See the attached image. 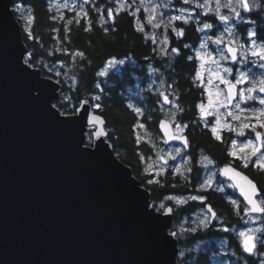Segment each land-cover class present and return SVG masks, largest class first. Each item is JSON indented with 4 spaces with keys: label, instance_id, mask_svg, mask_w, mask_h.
Masks as SVG:
<instances>
[{
    "label": "water",
    "instance_id": "1",
    "mask_svg": "<svg viewBox=\"0 0 264 264\" xmlns=\"http://www.w3.org/2000/svg\"><path fill=\"white\" fill-rule=\"evenodd\" d=\"M14 1L0 0V264H178L173 211L150 207L151 190L118 157L87 98L74 113L56 105L63 84L29 62ZM94 116L107 137L88 144ZM159 130L167 145L187 140L167 118ZM221 171L246 204L247 180L260 189L233 164Z\"/></svg>",
    "mask_w": 264,
    "mask_h": 264
},
{
    "label": "trees",
    "instance_id": "2",
    "mask_svg": "<svg viewBox=\"0 0 264 264\" xmlns=\"http://www.w3.org/2000/svg\"><path fill=\"white\" fill-rule=\"evenodd\" d=\"M49 1L15 0L28 6L33 15L31 30L26 32L23 29L24 41L31 52L29 62L40 67L44 75L55 78L57 76L45 69L44 65L63 63V70L71 77L70 82L59 78L63 88L56 105L64 113H74L83 99L99 97L100 108L97 111L106 121L108 140L113 143L118 157L151 190L153 205L156 206L169 194H191L194 186L192 183L165 179L149 184L145 157L154 153L152 142L159 145L162 143L159 122L165 118L160 109V94L149 84L151 68L163 71L167 83L176 94L179 119L188 125L193 151L208 152L220 163L224 161L233 140L230 132L222 140H218L210 126L199 118L198 105L204 100V89L197 80V60L193 52V48L201 41V33L195 22L182 24V37L171 35V46L179 49V55L175 53L165 56L156 49L144 32L138 30L135 16L129 9L114 12V23L110 20L103 24L92 9L90 18L76 17L68 10L62 15L51 7ZM103 1L105 0H101ZM105 2L111 6L110 2ZM250 16L258 20V36H264V8L251 11ZM112 58L128 61L119 69L111 70L106 77H100L101 69ZM138 125L146 128L151 142L145 138L137 139L138 131H142ZM90 130L93 129H89V134ZM87 143H92L89 136ZM243 170L257 182L264 198V171L251 164ZM205 194V203L195 201L181 207L175 214V223L183 216L194 214L209 202L227 231L211 226L188 231L182 237L177 232L180 245L178 264H217V241L221 239H225L230 249L249 264H259L258 258L244 254L236 233L243 225V215L226 202L223 195L211 191ZM172 230L177 231L175 226ZM200 241L205 242V246L198 249L196 245Z\"/></svg>",
    "mask_w": 264,
    "mask_h": 264
},
{
    "label": "rangeland",
    "instance_id": "3",
    "mask_svg": "<svg viewBox=\"0 0 264 264\" xmlns=\"http://www.w3.org/2000/svg\"><path fill=\"white\" fill-rule=\"evenodd\" d=\"M105 1H107V3L110 2L111 6L105 4ZM105 1L101 2V0H50L49 2L51 7L62 15H65V11L68 10L70 12H73L76 17L86 16L90 18L92 9L99 21L103 24H107L110 21L107 15L109 11L114 16V12L116 11L119 12L123 9H129L132 11V13H135V19L137 21L138 28H143L142 32H144L147 37L152 40V43L154 44L156 49L162 55L165 56H171L175 54L172 51V49L175 47L171 46V35L173 34L175 37L176 35L172 31V29H183L182 24H184L183 21H173L170 24V20L172 17L180 16L183 14L186 18H188L189 21H195L198 24V29H201L204 23H212V29H206L204 31H201V41L196 47L193 48V52L195 55L194 57L197 60V73L201 72L203 76V84L199 79H197L199 84L202 85L204 89V100L199 103V105L203 103L205 105L206 111L211 113L206 118H204L198 105L200 119H202V121L206 125L210 126L211 130L213 127H216V134L218 135H222L223 130L232 132L233 140L237 141V145L236 147H234L231 142V152H238L239 146L243 141H246L248 139L255 141L254 133H252L249 129L243 130L245 132V136L241 137L237 135V132L241 130V122L235 121L232 119V117L227 116V112L232 111L233 113H236L238 110L235 109L233 105L229 106L228 108L217 106L220 101L227 103L223 95H218L220 90L226 89V86L219 80H217L214 75H211L209 71L201 69L202 61L197 57L198 54L206 55L210 53L211 56L219 62V64L217 65L209 61L205 63L204 68L210 69L212 72H219L221 75H224L227 79L233 80V82L235 77L239 76L240 73H245L248 77V83L240 85L238 87H253L256 83H258V81L264 79V67H260V64L264 63V61H260L257 57H253L251 55V40L248 39L249 31H258V22L252 16H250L251 11L257 9L256 6H250L249 2L247 1L251 10L245 11L240 6L239 0H231V8H235V12H233L230 7H223V5H227L229 3V0H219L220 5L222 6L219 9V14L227 16L229 18L228 22L224 23L219 20V16L216 12L217 0H207L206 8L196 7L197 4H205V0H189L188 4H185L183 0ZM208 8H210L211 10H208L207 14L205 15L206 9ZM14 9L16 15L20 19L23 29L26 32L30 31L33 22V15L31 9L23 3L19 4L18 6L14 5ZM237 12L240 13L239 17L236 16ZM153 17L154 19H151V23H149V19ZM105 21H107V23ZM243 24H245L244 27L242 26ZM155 25H159V27H156ZM214 30L215 33H213ZM218 37H221L223 39V44L217 45L214 43V41ZM257 37H253V39H256L257 44H261L262 41ZM228 43L234 45L239 50L236 63L232 62L231 55L226 51V44ZM201 44H204L205 47L201 48ZM222 55L227 56L228 59H221ZM245 57L247 59H245ZM127 61L128 60L126 59L118 58L109 59L104 65V67L101 69L99 76L106 77L111 70L119 69ZM44 67L48 71L54 73L57 76L58 80L62 77L66 81L70 82L71 77L67 71L63 70V63L45 64ZM225 67L232 69V74L230 76L223 73V68ZM101 73H103V75ZM149 79V84L151 88L155 89V91L160 94V109L163 112L164 117L169 119L173 123L175 131H177V133H181V129L177 128L176 125H180L181 128L184 129L183 126L185 125V123L179 119V106L177 102V96L172 91L170 85L167 83L165 74L161 69L151 68ZM209 80L212 81L211 84L208 83ZM138 88H141V86H138ZM255 95L259 97L264 94L257 92L255 93ZM165 96L168 99V103L164 102ZM96 97L97 96H94L92 99L88 100L93 105L99 104V100L95 99ZM210 100L212 101L211 104L209 103ZM238 100L239 97L235 100V103H237ZM241 107L246 109L244 115H251L254 112H257L260 108H264V105H260L257 100L248 101L246 104L241 103ZM217 120L220 121L219 124L216 123ZM252 123L254 124L255 121H252ZM225 124L230 125L231 128L236 129V131L229 130V128H224L223 125ZM140 128L142 129V131H138L139 139L142 140L143 138H145L151 142V137L149 136L146 128L144 126ZM257 131L264 130L257 128ZM160 140L162 142L160 145L156 142H152L154 147L152 149L154 153L150 156L145 157L146 167L148 168V170L150 171V169H154L153 172L162 173L170 166L171 159H174L177 169L184 170L186 165V163L184 162V155L180 157V155L183 153V149L175 146H167L163 136L162 138H160ZM257 146H259V142H257ZM177 150H179V154L177 153ZM262 151H264V149H262ZM251 152L252 149L248 148L245 149V152L242 153V155L251 156ZM252 159H255V157H252ZM211 166L212 164H209L207 168H210ZM214 178L215 172L212 170L209 175L207 174V178L204 179L202 185L206 187L211 186L216 182ZM190 198L191 196L187 195L179 196L176 201L187 202ZM197 200L200 201L201 199L198 198ZM233 201L235 202L238 208L244 206V211L240 212L243 215V225L236 230L241 244L243 238L240 236V232H246L251 229L252 234H255L257 236H264V215L252 213L246 214L247 206L245 201L240 196L235 198ZM161 203L162 202H158L156 206L159 207ZM210 224L211 216L205 209H203L199 210L194 214H191L190 216H183L178 222L174 224V226L176 227L178 235L182 237L185 236L188 231L206 229L209 227ZM256 229H261L262 231L256 232ZM217 243L218 252L215 255L217 264H249L248 261L243 260L240 256L236 254L234 250L230 249L225 239H221L217 241ZM204 246L205 242L200 241L199 243H197L196 248L200 249ZM244 254L249 255L245 252ZM253 256L258 258L259 264H264V246L258 245L256 253Z\"/></svg>",
    "mask_w": 264,
    "mask_h": 264
},
{
    "label": "snow or ice",
    "instance_id": "4",
    "mask_svg": "<svg viewBox=\"0 0 264 264\" xmlns=\"http://www.w3.org/2000/svg\"><path fill=\"white\" fill-rule=\"evenodd\" d=\"M183 2L185 4L189 3V0H183ZM239 4L240 6L245 10V11H250L251 9L249 8L248 2L247 0H239ZM207 5V0H205V4H197L196 7L198 8H206ZM220 7H222L219 3V0H217V6H216V12L217 15L219 16V20L221 22L227 23L228 22V17L219 14V9ZM223 7H230L231 8V0H229V3L227 5H223ZM211 10L210 8L206 9L205 15L207 14V11ZM231 10L233 12H235V8H231ZM108 19L112 20V22L114 23V17L112 15V13L109 11L108 12ZM132 15L135 16V13H133ZM236 16L239 17L240 13L237 12ZM151 19H149V23H151ZM173 21H183V23L187 24L189 22L188 18H186L183 14L180 16H174L171 18L170 20V24ZM31 22V21H30ZM107 23V21H105ZM156 27H159V25H155ZM213 28V24L212 23H204L203 27L201 29H198L199 31H204L206 29H212ZM108 29H105V31H107ZM139 31H143V28L141 27L140 29H138ZM172 31L175 33V35L177 37H182L184 35V30L180 29V30H176L175 28L172 29ZM29 35H31L29 33ZM253 37H257V33L255 31H249L248 32V39L251 40V55L253 57H257L260 61H264V36H259L257 37L258 39H260L262 41L261 44H257L256 43V39H253ZM167 39V38H166ZM215 44L219 45V44H223L224 41L221 37H218L215 41ZM185 47H187V45H185ZM201 48L205 47L204 44H201L200 46ZM172 51L174 53H176L177 55H179V49L173 48ZM226 51L231 55V60L233 63L237 62V49L232 48L230 45L226 46ZM80 55L82 56L83 53H80ZM198 59H200L202 61L201 64V69L209 71V73L211 75H214L215 78L217 80H219L221 83H223L226 86V89L224 90H220V92L218 93V95H223L227 101V103H224L223 101H220L219 104L217 105L222 106L224 108H228L230 105H232L233 100H235L237 98V96L239 97V100L237 101V103H235V105H233V107L235 109H237L238 111L236 113H233L232 111H228L227 112V116L232 117L233 120L235 121H240V131L237 132L238 136H245V132L243 131L244 129H249L252 133H254L255 136V141L248 139L246 141L241 142L240 146H239V151H233L230 154L236 158V159H240L244 161V167L247 168L249 166V164H251L253 167H256L258 169H260L261 171H264V151H262V149H264V131H257V128L264 130V108H260L257 112H254L251 115H244L246 109L241 107V103H247L248 101H257L260 105H264V95L262 96H256L255 93H261L264 94V79H261L260 81H258V83H256L253 87H247V88H242V87H238L240 85H244L246 83H248V77L245 73H240L239 76L235 77L234 82L233 80H229L227 79L224 75H221L219 72H212L210 69H205L204 65L207 62H211V63H215V64H219L218 61H216L210 53L204 55V54H198ZM188 59H192V57H188ZM221 59H228L227 56H221ZM245 59H247L245 57ZM260 67H264V63L260 64ZM223 73L227 74V75H231L232 74V69L225 67L223 68ZM103 75V73H101ZM197 79H199L201 81V83L203 84V76L201 72L197 73ZM209 84L212 83L211 80L208 81ZM39 87H45V85L43 83H41L39 85ZM95 99H99V97H96ZM164 102L168 103V99L165 96L164 98ZM84 104H87L88 102L85 101L83 102ZM209 103L211 104L212 101L210 100ZM55 107V105H53V108ZM93 107L95 108H99L100 105L96 104L93 105ZM201 113L203 115L204 118H206L208 115H210L211 113H209L208 111H206L205 109V105L202 103L201 105H199ZM137 112H139V109L136 110ZM53 115H56V113L54 112ZM59 115H64V113H59ZM247 121V122H244ZM252 121H255V123L253 124ZM63 122V121H62ZM217 124L220 123L219 120L216 121ZM90 124L92 126V129H95L94 131L90 130V134H89V140H93V139H99L101 137H107V132L104 130V128L102 127V125L104 124V121L101 117L99 116H94L92 118V120L90 121ZM97 125H100V127H97ZM138 127H143V125H138ZM177 128H180L181 131L183 130L181 128L180 125H176ZM184 128L187 127V125L183 126ZM224 128H229V130L232 131H236V129L231 128L230 125L225 124L223 125ZM212 132L213 133H217V128L213 127L212 128ZM174 139H180L182 140V142L184 143L185 146H187V140L183 137H173ZM216 138L219 140L221 139V137L219 135L216 136ZM139 140V137L137 138ZM257 142H259V146H257ZM232 144L234 147H236L237 145V141L233 140ZM251 148L252 152H251V156H247V155H242V153L245 152V149ZM177 153L179 154V150H177ZM259 154V155H257ZM252 157H255V159H252ZM224 173L227 174L229 171H235L234 169H231L230 167H226L224 170ZM157 175H159V173H157ZM237 175H240L239 173H237ZM245 180H247V177H244ZM149 184L151 183H159L158 179H151L148 181ZM248 185L250 186L249 191L245 192V190L243 188H241V193L242 195L245 196V200L247 202L248 208L247 211L248 212H253V213H264V199L262 200H257L256 197H259L261 194V190L257 188V186L255 184L252 183V181L247 180ZM201 199L203 200V197H196L193 196L191 197V199L196 200V199ZM169 199H171V197H169ZM177 203H184V201H177ZM235 203V202H233ZM148 207V206H146ZM154 209V211L156 212H162L163 215H171L173 209L172 208H167L165 209V206L163 203H161L159 205V207H156L155 205L150 206ZM209 211H211V209L209 208ZM151 214V213H149ZM225 231H227V229H225ZM256 232H261V229H256ZM168 235H170L171 237H176L177 233L176 232H171ZM168 235H165L163 232L161 233V239L162 241H166L168 239ZM240 236L243 238L242 240V247H243V251L245 253H248L249 255H254L256 253L257 250V246H264V236H257L255 234H252V230L249 229L246 232H240Z\"/></svg>",
    "mask_w": 264,
    "mask_h": 264
},
{
    "label": "flooded vegetation",
    "instance_id": "5",
    "mask_svg": "<svg viewBox=\"0 0 264 264\" xmlns=\"http://www.w3.org/2000/svg\"><path fill=\"white\" fill-rule=\"evenodd\" d=\"M247 1L249 2L250 6L254 5L257 7V9H255V10H263V8H264V0H247ZM21 3L22 2H15L14 1L15 6H18ZM256 21L258 22V20H256ZM193 22H195V21H193ZM195 24H196V26L198 25L196 22H195ZM200 33H201V31H200ZM213 33H215V30L213 31ZM256 33L258 34V31ZM199 118H200V116H199ZM185 125H187V124H185ZM187 127H188V125H187ZM187 127L184 128L183 131H181V133H177V131H176L177 134H180V135L185 136L187 138V140H188L187 146H185L183 143H172L170 145H167L169 147L175 146V147L183 149V153L180 155V157H182L184 155V162L186 163L185 169L184 170L177 169V166L175 165L174 159H171L170 166L168 167V169L164 170V172H162V173H159V175H157V173L153 172L154 169H150L151 172L148 170V172H149L148 176L150 177L148 180L155 178V179H158L159 182L162 180H165V179H169V180L181 181V182H185V183H192L194 185L192 187L193 191L191 194H188L187 196H191V197L199 196V197L204 198L203 200H200V201L197 199L193 200L190 198V199H188L187 202L177 203V201H176L177 198L179 196H182V195L169 194L167 196H164L160 200V202L165 204V209L169 206H171L173 208L174 224H175V214L180 210L181 207L185 206L186 204H188L190 202H195V201L205 203V201L207 200L205 192H209V191L214 192L218 195H223L224 200L226 202L232 204L234 209H236L238 212L244 211V206L241 205L242 207L238 208L237 205L235 203H233L234 202L233 200L235 198L239 197L237 194V189L235 188V186H233L234 185L233 182L231 180H229L228 178H226L222 174V171H221L223 166L228 165V164H233L235 167L244 171L243 170V168H245L244 167V161L240 160V159H236L230 154L231 153V147H232L231 145H230V148H228V150L226 151V156L224 158V161L220 162V163L217 162L216 160H214V158L208 152L195 151V150L193 151V149L191 148V139H190V136L188 133L189 130L187 129ZM227 132L232 133L231 131L223 130L222 135H219L221 137L220 140H222V138H224V136L226 135ZM217 135L218 134H216V136ZM209 164H212V166L210 168L209 167L207 168V166ZM249 166H250V164H249ZM210 170L211 171L213 170L215 172V178L214 179L216 180V182L214 184H212L211 186L206 187V186L202 185L203 184L202 182L204 181V179L207 178V174L208 175L210 174V172H211ZM206 171H207V173H206ZM200 188H202V189H200ZM169 197H171V199H169ZM259 199L260 200L264 199L262 197V194L259 197ZM209 206L213 210V214H212V211H209ZM246 206L248 208L247 204H246ZM203 209H205L208 212V214L211 216V224L209 225V227L214 226L217 229H227L225 227V225L222 224V221L219 219L215 208L209 202H206V204H204L203 207L196 210L194 213L198 212L199 210H203ZM247 212L248 211H246V214H247Z\"/></svg>",
    "mask_w": 264,
    "mask_h": 264
}]
</instances>
